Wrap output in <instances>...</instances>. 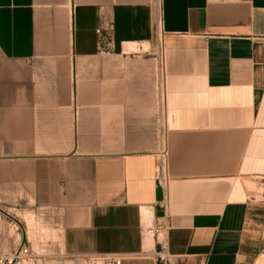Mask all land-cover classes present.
<instances>
[{"label":"crops","instance_id":"crops-1","mask_svg":"<svg viewBox=\"0 0 264 264\" xmlns=\"http://www.w3.org/2000/svg\"><path fill=\"white\" fill-rule=\"evenodd\" d=\"M38 209L65 257L264 260V0H0V252Z\"/></svg>","mask_w":264,"mask_h":264},{"label":"rangeland","instance_id":"rangeland-1","mask_svg":"<svg viewBox=\"0 0 264 264\" xmlns=\"http://www.w3.org/2000/svg\"><path fill=\"white\" fill-rule=\"evenodd\" d=\"M160 50L156 53H151L158 61H160ZM160 66L159 74L156 79V88L161 90V80L163 73ZM162 97V92L160 93ZM159 102L160 98H159ZM157 114L155 116V125L157 134L159 135V126L162 121L163 105L159 103L157 107ZM65 133V132H64ZM63 132H55L56 136H62ZM45 150V149H43ZM56 150V149H54ZM41 151V149H39ZM21 221V229L24 235V240L21 244L25 243L32 251L31 259H24L23 264H83L87 257L75 256L65 257L62 255L61 250V225L55 214L48 209H38L33 212H22L18 215ZM259 264H264L261 260Z\"/></svg>","mask_w":264,"mask_h":264},{"label":"built area","instance_id":"built-area-1","mask_svg":"<svg viewBox=\"0 0 264 264\" xmlns=\"http://www.w3.org/2000/svg\"><path fill=\"white\" fill-rule=\"evenodd\" d=\"M97 34L99 37V46L103 50H108L111 47V39L109 38L107 33H102L100 30H97ZM163 71V67H162ZM163 113H162V121L159 126V135L163 137L166 133V121H165V110L163 105ZM165 151L161 152V156L159 158V163L157 166V173L158 178L160 179L161 183H164L166 179V172H165V158H164ZM162 207L166 209V201L164 200L162 203ZM145 231L148 232H159L164 229L163 224H158L155 220H148L145 226ZM32 251L31 249L25 244L19 245L16 249L10 252H0V264H23L24 259H31ZM92 264H118V258H107L104 260L103 258L99 257L98 255H93L88 260ZM154 261L155 264H170L169 259V252L167 249V243L163 238L159 242L158 248L154 251Z\"/></svg>","mask_w":264,"mask_h":264}]
</instances>
